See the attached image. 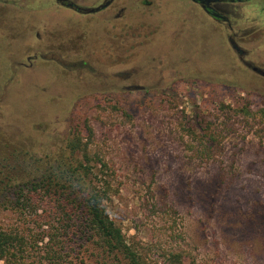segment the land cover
<instances>
[{
	"label": "rangeland",
	"instance_id": "1",
	"mask_svg": "<svg viewBox=\"0 0 264 264\" xmlns=\"http://www.w3.org/2000/svg\"><path fill=\"white\" fill-rule=\"evenodd\" d=\"M19 3L0 0V227L26 226L9 191L80 130L113 179L111 217L151 264H264V78L221 31L163 46ZM94 246L79 264H110Z\"/></svg>",
	"mask_w": 264,
	"mask_h": 264
},
{
	"label": "trees",
	"instance_id": "2",
	"mask_svg": "<svg viewBox=\"0 0 264 264\" xmlns=\"http://www.w3.org/2000/svg\"><path fill=\"white\" fill-rule=\"evenodd\" d=\"M86 130L91 137L93 128L86 125ZM88 140L80 130L61 139L57 165L47 160V171L9 191L6 201L26 217V226L0 227L1 264H79L90 244L104 263L151 264L144 248L111 217L107 201L113 179L103 160L89 158ZM169 259V264H186L181 252Z\"/></svg>",
	"mask_w": 264,
	"mask_h": 264
},
{
	"label": "flooded vegetation",
	"instance_id": "3",
	"mask_svg": "<svg viewBox=\"0 0 264 264\" xmlns=\"http://www.w3.org/2000/svg\"><path fill=\"white\" fill-rule=\"evenodd\" d=\"M19 1L21 8L30 3L33 10L53 20L97 17L99 22L106 23L101 25L104 32L130 33L138 39L160 34L163 46L172 35L185 30L198 27L219 30L221 39L224 38L248 72L264 78V0ZM145 41L138 40L139 45Z\"/></svg>",
	"mask_w": 264,
	"mask_h": 264
}]
</instances>
